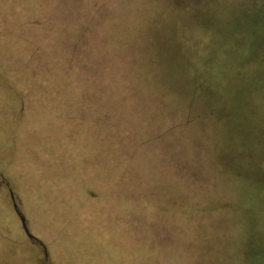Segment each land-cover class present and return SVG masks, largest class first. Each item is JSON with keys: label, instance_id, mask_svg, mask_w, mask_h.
<instances>
[{"label": "rangeland", "instance_id": "rangeland-1", "mask_svg": "<svg viewBox=\"0 0 264 264\" xmlns=\"http://www.w3.org/2000/svg\"><path fill=\"white\" fill-rule=\"evenodd\" d=\"M0 264H264V0H0Z\"/></svg>", "mask_w": 264, "mask_h": 264}, {"label": "water", "instance_id": "water-1", "mask_svg": "<svg viewBox=\"0 0 264 264\" xmlns=\"http://www.w3.org/2000/svg\"><path fill=\"white\" fill-rule=\"evenodd\" d=\"M10 193H11V198L13 200V206L15 207L16 212L18 213V215L21 218V222H22V226H23L24 232L27 234V236L30 239H32V240H34L36 242H40L41 244H43L39 238H37L32 232H30V228H29V225H28V220H27L26 216L20 210V208H19V206H18V204L16 202L15 194L12 191V189H10Z\"/></svg>", "mask_w": 264, "mask_h": 264}, {"label": "trees", "instance_id": "trees-1", "mask_svg": "<svg viewBox=\"0 0 264 264\" xmlns=\"http://www.w3.org/2000/svg\"><path fill=\"white\" fill-rule=\"evenodd\" d=\"M101 6V5H100ZM35 8L36 7H33V6H30V11L32 10V11H34L35 10ZM38 9V8H37ZM94 10V9H93ZM97 10H98V8L96 9V12H97ZM95 12V13H96ZM24 16H25V18L27 17L26 16V13H24ZM34 20H36L35 18H33V21ZM92 20V19H91ZM85 28H88V25L85 27ZM88 30V29H87ZM81 30L79 29V31H78V34H77V40L80 38V37H83L85 34H86V32H82V34H81V32H80ZM86 31V30H85ZM86 38H88L87 40H85V38H81V39H83V42L80 44L81 46L83 45V44H87L89 47H90V49H92L93 51H95V52H92V54H93V56L95 55V53H97L96 54V57H98L99 58V56H100V54L101 53H98L99 52V49H97L96 48V46L94 45V41H93V39H91L90 40V35H89V33H87L86 34ZM91 50V51H92ZM99 54V55H98ZM101 70V69H100ZM102 74V72H100V74L97 76V77H99L100 75ZM109 76H111V75H109ZM111 78H112V76H111ZM107 107H108V105H107ZM107 112H109V110H108V108H107Z\"/></svg>", "mask_w": 264, "mask_h": 264}]
</instances>
